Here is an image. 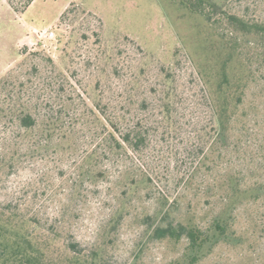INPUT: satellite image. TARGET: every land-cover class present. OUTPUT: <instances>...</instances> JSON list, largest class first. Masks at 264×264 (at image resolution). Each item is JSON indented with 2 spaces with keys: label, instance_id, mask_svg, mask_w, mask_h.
Segmentation results:
<instances>
[{
  "label": "rangeland",
  "instance_id": "obj_1",
  "mask_svg": "<svg viewBox=\"0 0 264 264\" xmlns=\"http://www.w3.org/2000/svg\"><path fill=\"white\" fill-rule=\"evenodd\" d=\"M230 1L231 9L248 18L264 20V0ZM193 24L188 14L170 0H33L22 12L0 0V78L16 69L14 78L28 79L33 87L28 95L39 96L42 105L53 109L59 98L50 87L38 86L40 74L28 69V63L18 66L23 58L39 49V44L55 63L60 62L61 53L65 55L60 65L69 67L71 84L78 91L80 83L90 81L88 76L95 65H100L99 55L107 43L119 55V69L116 76L107 72L102 78L106 97L116 95V86L126 84L127 76L141 64L147 73L141 80L144 84L148 79L151 83L157 81L161 65H169L178 93L176 114L169 123L159 120L153 127L156 141L150 146L148 169L154 185L137 198L136 209L129 208L119 224H107L114 205L112 178L95 184L80 176L78 160L72 161L63 154L55 146L56 141L40 142L37 136L27 142H31L29 148L22 145L9 158L7 151H12V147L6 138L16 133V127L4 120H0V206L12 208L25 218L34 217V227L41 234L61 235L59 243L76 241L80 249L88 251L99 246L106 264H190L182 256L184 241L151 238V223L145 214L157 207V199L165 197L166 204H174L177 215L206 223L216 197L206 195L203 182L219 176L218 171L231 165L251 171L244 174L245 181L264 183L263 73L257 76L248 96V101L254 102L261 113L247 118L233 146H221L219 167L210 168L207 175L202 173L200 179L196 178L186 188L178 184L182 176L191 173L207 149L201 129L210 118L200 90L203 85L181 42L185 36L188 39L193 35ZM42 29L53 30L54 38H39L35 31ZM177 48L181 50L174 54ZM32 58L42 64V55ZM16 79L9 80L6 88L0 87V100L18 96L13 87L17 83L12 84ZM143 89L149 88L143 86L138 95ZM247 111L255 112V108L247 106ZM78 126L74 133L79 138V147L73 157L94 143L92 132L85 127L79 130ZM126 161L136 173L138 162L128 158ZM256 209L249 215L244 207L238 208L231 240L214 245L194 264H264L263 204Z\"/></svg>",
  "mask_w": 264,
  "mask_h": 264
},
{
  "label": "trees",
  "instance_id": "obj_2",
  "mask_svg": "<svg viewBox=\"0 0 264 264\" xmlns=\"http://www.w3.org/2000/svg\"><path fill=\"white\" fill-rule=\"evenodd\" d=\"M32 1L6 0L14 11L21 12ZM170 2L194 21L193 35L180 39L195 65L203 85L200 90L210 112L209 120L201 129L207 149L204 152L203 148L200 149L203 152L201 160L189 175L179 179L178 184L186 188L196 178L200 179L202 173L209 174L210 168L219 167L221 146H233L247 118H255L257 112L261 113L254 102L248 101V96L257 76L264 73V20L248 18L231 9L230 0ZM103 45L100 65L91 70L89 82L83 85L79 82L78 91L71 84L69 67L60 65L65 55L61 53L60 62L55 63L46 48L39 44V49L23 58L18 66L28 63V69L38 71L41 77L38 86L50 87L59 102L51 109L41 104L39 96H29L28 91L33 88L29 80L23 76L14 78L17 77L16 69H12L0 78V87L6 88L9 80L16 79L12 84L17 83L13 87L18 96L0 100V120L12 122L16 127V133L6 138L10 139L9 147H12V151L5 147L9 158L16 155L22 145L29 148L31 142H27L37 136L40 142L56 141L55 146L63 154L72 161L78 160L80 176L95 184L112 178L114 205L107 224L115 226L129 208L136 209L137 198L154 185L148 169L151 160L148 153L156 141L153 127L159 120L169 123L176 114L178 93L169 65H161L157 81L151 83L148 79L144 84L141 80L147 73L141 64L131 76H127L126 84L116 86V95L106 97L102 78L107 72L117 75L119 55L111 45ZM177 50L181 49L177 48L174 54ZM38 54L42 55V64L32 58ZM143 86L149 89H143L138 95ZM25 92L27 95H22ZM247 106L254 107L255 112L249 113ZM77 126L79 130L85 127L91 131L94 143L73 157L79 147V138L74 133ZM127 158L138 162L136 173ZM245 170L227 165L224 171H218L219 176L202 181L206 195L216 197L206 223L188 215H177L174 204H166L165 197L157 199V207L152 213L145 214V218L150 219L151 238L184 241L182 256L190 264L205 257L214 245L230 241L235 211L244 207L251 215L255 213L254 208L259 210L261 204L264 206V183L245 181L244 174L251 172ZM34 223V217L25 218L12 208L0 206V264H106L99 246L88 251L80 249L76 241L59 243L61 235L41 234Z\"/></svg>",
  "mask_w": 264,
  "mask_h": 264
},
{
  "label": "built area",
  "instance_id": "obj_3",
  "mask_svg": "<svg viewBox=\"0 0 264 264\" xmlns=\"http://www.w3.org/2000/svg\"><path fill=\"white\" fill-rule=\"evenodd\" d=\"M35 32L39 38H46V39L54 38V31L51 29L36 30Z\"/></svg>",
  "mask_w": 264,
  "mask_h": 264
}]
</instances>
